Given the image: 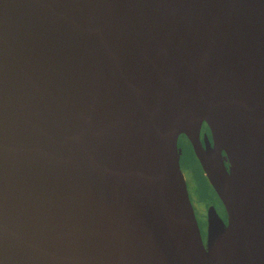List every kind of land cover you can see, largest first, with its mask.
Listing matches in <instances>:
<instances>
[{
    "label": "water",
    "instance_id": "obj_1",
    "mask_svg": "<svg viewBox=\"0 0 264 264\" xmlns=\"http://www.w3.org/2000/svg\"><path fill=\"white\" fill-rule=\"evenodd\" d=\"M0 264H264V0H0Z\"/></svg>",
    "mask_w": 264,
    "mask_h": 264
},
{
    "label": "flooded vegetation",
    "instance_id": "obj_2",
    "mask_svg": "<svg viewBox=\"0 0 264 264\" xmlns=\"http://www.w3.org/2000/svg\"><path fill=\"white\" fill-rule=\"evenodd\" d=\"M205 137L212 144L213 139L211 132L207 125L202 123L199 133L202 147H204ZM177 144L181 151L180 167L184 175L188 196L194 210L201 236L205 241L209 209L213 207L225 223L227 222V215L220 199L208 182L205 172L194 154L192 145L185 135L182 134L178 137ZM187 155L189 158L186 157ZM224 160L226 163L227 160L225 156ZM189 167H191V169H189Z\"/></svg>",
    "mask_w": 264,
    "mask_h": 264
},
{
    "label": "rangeland",
    "instance_id": "obj_3",
    "mask_svg": "<svg viewBox=\"0 0 264 264\" xmlns=\"http://www.w3.org/2000/svg\"><path fill=\"white\" fill-rule=\"evenodd\" d=\"M186 157L189 158L188 155ZM192 168H193V166H192ZM189 169H191V167H189Z\"/></svg>",
    "mask_w": 264,
    "mask_h": 264
}]
</instances>
